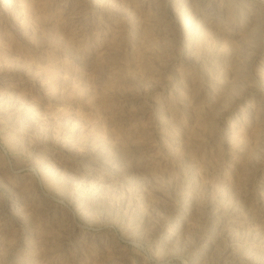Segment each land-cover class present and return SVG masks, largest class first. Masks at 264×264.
Returning a JSON list of instances; mask_svg holds the SVG:
<instances>
[{
	"label": "rangeland",
	"instance_id": "1",
	"mask_svg": "<svg viewBox=\"0 0 264 264\" xmlns=\"http://www.w3.org/2000/svg\"><path fill=\"white\" fill-rule=\"evenodd\" d=\"M0 264H264V0H0Z\"/></svg>",
	"mask_w": 264,
	"mask_h": 264
}]
</instances>
